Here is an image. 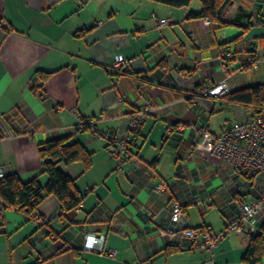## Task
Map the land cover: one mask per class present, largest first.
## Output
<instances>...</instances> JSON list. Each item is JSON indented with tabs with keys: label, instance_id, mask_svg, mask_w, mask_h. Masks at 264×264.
<instances>
[{
	"label": "crops",
	"instance_id": "crops-1",
	"mask_svg": "<svg viewBox=\"0 0 264 264\" xmlns=\"http://www.w3.org/2000/svg\"><path fill=\"white\" fill-rule=\"evenodd\" d=\"M201 8L197 0L183 8L151 0H0V167L27 182L42 170L39 146L62 137L93 155L87 171L80 162L58 166L84 194L79 208L64 213L55 197L45 198L36 211L48 219L44 227L15 209L0 213V264H204L210 257L179 250L158 232L169 226L173 199L193 227L218 234L224 213L238 208L233 198H253L244 176L203 149L202 131L232 123L215 131L211 117L241 116V109L198 93L224 79L229 92L264 85V0H232L220 27L190 17ZM160 19L172 25L158 28ZM226 50L232 62L223 71ZM253 51L259 60L249 65ZM115 55L128 59L124 73L113 70ZM148 103L130 135L137 154L121 168L104 138L64 130L95 118L98 130L124 138ZM251 116L248 110L241 121ZM160 180L166 192L154 195L149 189ZM89 234L103 237L115 256L85 251ZM249 239L225 236L214 264H244Z\"/></svg>",
	"mask_w": 264,
	"mask_h": 264
},
{
	"label": "built area",
	"instance_id": "built-area-1",
	"mask_svg": "<svg viewBox=\"0 0 264 264\" xmlns=\"http://www.w3.org/2000/svg\"><path fill=\"white\" fill-rule=\"evenodd\" d=\"M157 25L158 28H165L172 24L166 19H160ZM219 60L222 70L225 71V64L232 62V52L223 51L220 53ZM258 60L257 51H253L250 52L246 63L252 65ZM127 64L128 59L125 56L115 55L112 68L115 72L122 73L126 70ZM227 93L229 89L224 79L209 87H202L198 94L220 99ZM150 110L151 105L148 103L144 110L139 111L131 119L128 135L124 138L98 130L95 118L85 119L78 125L68 126L64 130L68 133L88 130L93 135L101 136L107 142V152L120 166L131 161L136 155L137 149L131 142L130 135L144 122ZM178 132H181V129H178ZM202 134L208 142L207 151L248 180L253 190V198L249 201L233 198L238 202V208L234 212L224 213V231L218 234L210 228L193 227L185 216L181 202L173 199L169 202V226L160 229L158 233L161 237L173 240L175 247L179 250L187 251L196 248L209 253L210 257L204 264H214L212 252L225 236L242 235L249 238L256 235L264 224V113L252 115L245 121L229 123L219 133L211 134L205 129ZM7 174V171L0 167V180ZM166 189V182L160 180L149 190L154 195H161L166 192ZM32 218L40 227L45 226L48 220L38 214H33ZM83 249L109 257H114L116 254L113 250L105 251L104 238L94 234L85 236Z\"/></svg>",
	"mask_w": 264,
	"mask_h": 264
},
{
	"label": "trees",
	"instance_id": "trees-1",
	"mask_svg": "<svg viewBox=\"0 0 264 264\" xmlns=\"http://www.w3.org/2000/svg\"><path fill=\"white\" fill-rule=\"evenodd\" d=\"M90 0H80L86 5ZM173 8H183L192 0H151ZM202 8L198 13H192L191 18L207 19L212 27L225 26L222 16L232 0H197ZM123 71L122 73H124ZM50 74H45L46 80ZM35 92L42 93V85L33 86ZM225 104L238 105L251 110L252 115L264 113V85H253L232 91L220 98ZM132 142V141H131ZM38 154L43 162L40 174L24 182L17 174L8 173L0 180V213L5 209H15L31 219L37 214V208L42 201L50 196L55 197L60 204V211L72 212L79 208L85 196L76 185L75 180L65 174L58 166L75 162L82 163L84 170L92 167V153L82 144L69 143V137L49 140L39 146ZM137 154V153H136ZM45 175L47 180L42 184L39 176ZM33 219V218H32ZM44 227V226H43ZM264 257V224L259 232L251 236L249 245L242 261L244 264H258Z\"/></svg>",
	"mask_w": 264,
	"mask_h": 264
},
{
	"label": "rangeland",
	"instance_id": "rangeland-1",
	"mask_svg": "<svg viewBox=\"0 0 264 264\" xmlns=\"http://www.w3.org/2000/svg\"><path fill=\"white\" fill-rule=\"evenodd\" d=\"M235 106H237L236 108H238V109H241V111H242V117L241 116H239V115H235L234 114V116L233 115H229L227 112H225V111H223V112H218V113H216V114H214L212 117H211V120H210V126H211V129H213V130H215L216 131V129L218 128V126H219V124H222V123H225V122H227L228 120L230 121H232V122H239V121H241L242 119H244V116L247 114V112H248V110H245V108H243V107H241V106H238V105H235ZM247 111V112H246ZM211 134H213L211 131H209ZM214 134H216V133H214ZM204 137V136H203ZM207 146V145H206ZM206 146L203 148L205 151H206V153H207V149H206ZM116 163H118L117 161H116ZM127 163V162H126ZM126 163H123L122 165H120L119 166V168H121V166H123L124 164H126Z\"/></svg>",
	"mask_w": 264,
	"mask_h": 264
}]
</instances>
